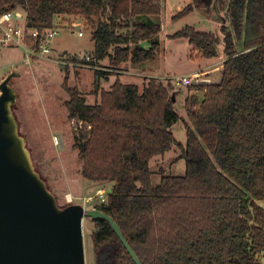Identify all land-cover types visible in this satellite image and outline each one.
Returning <instances> with one entry per match:
<instances>
[{"label":"trees","instance_id":"1","mask_svg":"<svg viewBox=\"0 0 264 264\" xmlns=\"http://www.w3.org/2000/svg\"><path fill=\"white\" fill-rule=\"evenodd\" d=\"M17 8L39 30L52 29L60 17L86 20L95 59L87 64L108 60L111 71H95L97 101L89 104L77 87L66 86V106L70 119L88 127L73 146L83 177L114 183L108 201L95 208L119 224L141 263L264 264V0H192L172 16L214 8L228 20L223 39L192 26L170 36L187 39L206 59L219 58L223 42L228 57L218 82L187 91L185 145L172 131L180 115L169 86L101 83L125 63L140 65L160 53L162 0H0V14ZM174 146L185 174L159 167L153 185L151 160ZM95 223V264H136L110 223Z\"/></svg>","mask_w":264,"mask_h":264},{"label":"rangeland","instance_id":"2","mask_svg":"<svg viewBox=\"0 0 264 264\" xmlns=\"http://www.w3.org/2000/svg\"><path fill=\"white\" fill-rule=\"evenodd\" d=\"M191 1L162 0L163 12L158 18L162 27L159 35L160 53L154 59L138 66L127 62L120 69L112 70L113 74L101 81L105 89L116 79L121 80V77L122 82L138 84L140 90L150 80L169 86L170 93L175 96V110L180 115L179 121L173 124L172 131L177 142L183 145L186 144L187 121L184 103L187 91H191L194 86L177 85L174 78L195 69L196 61L193 58L198 57V54L192 50L187 39H171L170 36L187 26H192L198 31L213 32L223 39L221 25L228 23L226 13L217 12L214 8L208 12L197 9L180 20H173L172 16ZM151 18L156 19L152 16ZM74 20L83 24L84 37L78 36V31L71 27ZM56 26L60 27L59 34L46 57H28L22 47L18 46L0 49V82L13 71L19 74L12 79V85L18 93L13 110L19 121V130L27 140L35 167L47 182L49 190L56 195L59 205H67L66 196L71 194L74 197H93L92 202L89 199L86 200L87 203L80 199L74 201L91 209L98 205L96 191L99 188L105 189L108 196L114 183L94 185L82 175L83 161L73 146L81 140L88 127L78 119L68 117L66 101L69 95L66 86L77 87L86 96L87 102L94 104L97 98L95 71L111 69L107 66L108 60L93 66L84 63V59L93 53L94 45L91 40V27L86 20L60 17L56 20ZM223 45L221 42L218 47L221 54L225 53ZM218 75L219 73L209 76L207 74L206 77L216 82L220 79ZM55 136L58 137V142L55 141ZM180 154L181 150L174 146L165 158L161 159L159 156L151 160L150 167L154 171L153 185L160 182L162 175L159 167H162L166 174H185L186 163L184 159L178 160ZM259 204L264 208V200ZM95 225L94 219L85 217L83 230L86 264H95L94 246L90 235Z\"/></svg>","mask_w":264,"mask_h":264},{"label":"water","instance_id":"3","mask_svg":"<svg viewBox=\"0 0 264 264\" xmlns=\"http://www.w3.org/2000/svg\"><path fill=\"white\" fill-rule=\"evenodd\" d=\"M16 76L13 71L0 82V264H86L85 217L107 220L136 264H142L109 214L80 203L59 205L20 133L13 110Z\"/></svg>","mask_w":264,"mask_h":264},{"label":"built area","instance_id":"4","mask_svg":"<svg viewBox=\"0 0 264 264\" xmlns=\"http://www.w3.org/2000/svg\"><path fill=\"white\" fill-rule=\"evenodd\" d=\"M26 13L22 9H13L0 14V49L8 47H22L28 54V57H46L52 50L55 37L59 34L60 27L54 26L52 29H34L27 25ZM82 23L72 22L71 27L74 31H78V36H84ZM80 28H77V27ZM95 61L91 56L84 59L85 64ZM204 72L195 74L180 75L174 78L176 84L183 87H191L197 85H205L214 83L213 80L206 77ZM55 141L58 142V137L55 136ZM98 196V204H104L108 201L106 190L99 188L96 191ZM76 199L83 201L91 200L93 197H74L71 194L66 196L68 204L74 203ZM87 203V201H86ZM83 204V203H82ZM85 206V204H83ZM86 207V206H85Z\"/></svg>","mask_w":264,"mask_h":264},{"label":"crops","instance_id":"5","mask_svg":"<svg viewBox=\"0 0 264 264\" xmlns=\"http://www.w3.org/2000/svg\"><path fill=\"white\" fill-rule=\"evenodd\" d=\"M144 46L148 47L149 45L147 43H145ZM222 47H223V52H224V45ZM93 49H94V45H93ZM219 54H220L219 58H215V59H206V58H203V57H195V58H193L194 61H196L195 69H193V70H191L189 72H186L183 75L195 74V73H198V72H204L205 74H208V76H209V74L210 75H216V74L219 73L218 77L221 78L222 69H223V63H224L225 60H227L228 57H226L225 53L224 54L219 53ZM136 66H138V65H136ZM219 80H217L216 82H218ZM121 81H123L122 77H121ZM97 99L98 98L95 99L94 103L97 101ZM187 122H189L188 121V116H187ZM165 156L160 157V158L163 159V158H165ZM92 183H94V185L101 184V183H95V182H92Z\"/></svg>","mask_w":264,"mask_h":264}]
</instances>
